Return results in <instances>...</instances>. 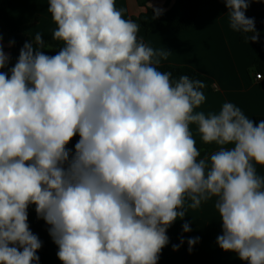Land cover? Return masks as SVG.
Instances as JSON below:
<instances>
[{
    "label": "clouds",
    "instance_id": "obj_1",
    "mask_svg": "<svg viewBox=\"0 0 264 264\" xmlns=\"http://www.w3.org/2000/svg\"><path fill=\"white\" fill-rule=\"evenodd\" d=\"M223 2L231 29L258 42L254 0ZM47 11L55 55L37 33L5 72L0 45V264H39L31 205L62 264H158L167 230L208 201L219 248L264 264V119L231 102L197 111L205 83L159 70L169 52L139 39L116 0H48ZM196 135L215 150L202 156Z\"/></svg>",
    "mask_w": 264,
    "mask_h": 264
},
{
    "label": "crops",
    "instance_id": "obj_2",
    "mask_svg": "<svg viewBox=\"0 0 264 264\" xmlns=\"http://www.w3.org/2000/svg\"><path fill=\"white\" fill-rule=\"evenodd\" d=\"M167 1L147 0L144 5L139 0H116V5L124 10L125 18H131L140 24L139 16L146 8H159L164 12L167 10ZM198 2V19L190 30L175 32L165 28L147 34L140 24L138 38L154 49L163 48L169 52L167 59L161 60L160 65L191 67L210 81L211 91L205 93L206 101L197 111L218 113L223 103L231 102L254 121L257 117H264V74L262 80L256 79L257 54L251 42L241 41L239 33L231 29L228 9L223 0ZM47 7L48 0H0V25L8 34L0 37V45L13 66L20 49L10 51L13 46L11 34L20 35L22 47L37 33L43 36L50 49H56L60 45V42L52 39V30L56 25ZM257 33L264 38V28ZM191 127L195 135L196 126ZM195 138L197 147L205 149L206 154L215 150V145H204L198 135ZM258 171L264 172V169L258 166ZM28 212L43 227L39 238L49 248V264H62L56 255L58 247L48 234L49 226L37 218L34 205L29 207ZM186 222L191 228L187 233L182 229ZM220 234L222 228L214 201L203 203L199 209H189L183 220L178 219L167 230L170 242L162 249L158 264H247L237 254L219 248L216 241ZM195 237L200 239L190 252L187 241ZM181 238L184 243L179 250L173 251V245L180 244Z\"/></svg>",
    "mask_w": 264,
    "mask_h": 264
},
{
    "label": "trees",
    "instance_id": "obj_3",
    "mask_svg": "<svg viewBox=\"0 0 264 264\" xmlns=\"http://www.w3.org/2000/svg\"><path fill=\"white\" fill-rule=\"evenodd\" d=\"M141 4L146 3L147 0H139ZM168 0L166 2L167 10L164 11L158 18L153 19V10L146 8V11L139 16V22L145 32L152 33L157 32L165 28H169L175 32H183L190 30L196 23L199 15L200 4L198 0ZM246 16L249 18H254L256 32L264 28V0H254L246 11ZM255 33V32H254ZM253 33H249L251 36ZM7 34L6 29L0 25V37H5ZM240 40L244 41L245 37L239 33ZM10 40L13 44L11 52H14L17 49H21L20 45V35L14 33L10 35ZM249 42H251L249 40ZM257 57L255 59L256 71L258 73L264 74V38L259 37L258 42H251ZM46 45V44H45ZM61 45L56 49H50L47 45L42 50L47 55H55L60 50ZM11 67H13L11 61L8 62L7 66L2 69V71L7 72ZM159 70L171 72L173 78H178L180 75H188L192 79L202 80L206 87L203 89L204 93L211 91L210 81L203 76L201 73L196 71L191 67H175L171 65H160ZM264 119V117H257L255 121ZM79 140V136L73 137L72 141L67 145L68 148L74 151V145ZM201 150L202 156L207 153L205 149L199 148ZM28 223L31 231L34 234H37L40 237V234L43 231V227L34 221L32 216L28 212ZM40 257L39 264H49L50 254L49 248L47 245L42 243V248L38 250L37 253Z\"/></svg>",
    "mask_w": 264,
    "mask_h": 264
},
{
    "label": "built area",
    "instance_id": "obj_4",
    "mask_svg": "<svg viewBox=\"0 0 264 264\" xmlns=\"http://www.w3.org/2000/svg\"><path fill=\"white\" fill-rule=\"evenodd\" d=\"M256 79H257V80H262V79H263V75H262V73H258V74H256Z\"/></svg>",
    "mask_w": 264,
    "mask_h": 264
},
{
    "label": "water",
    "instance_id": "obj_5",
    "mask_svg": "<svg viewBox=\"0 0 264 264\" xmlns=\"http://www.w3.org/2000/svg\"><path fill=\"white\" fill-rule=\"evenodd\" d=\"M256 34H257V32L253 33L252 35H256Z\"/></svg>",
    "mask_w": 264,
    "mask_h": 264
}]
</instances>
